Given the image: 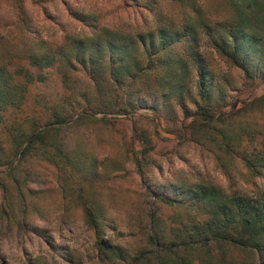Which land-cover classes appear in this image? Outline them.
Returning <instances> with one entry per match:
<instances>
[{"label":"rangeland","instance_id":"obj_1","mask_svg":"<svg viewBox=\"0 0 264 264\" xmlns=\"http://www.w3.org/2000/svg\"><path fill=\"white\" fill-rule=\"evenodd\" d=\"M147 2L156 15L146 9ZM249 5L252 18H263L259 26L264 27V0H0V65L11 73L22 68L44 76L42 81L26 84L19 107L6 110L0 124L1 157L10 154L6 134L18 123L33 120L34 125L42 126L49 120V105L62 102L66 110L81 107L85 98L94 96L91 80L79 67L68 68L64 60L71 55L75 40L88 38L93 31L133 34L134 30L179 29L192 24L198 31V51L216 85L215 108L229 112L264 94V81L246 77L206 36L207 30L215 32L219 25L245 17L236 9L244 11ZM33 53L52 55L54 62L40 71L30 64ZM181 77L190 89L197 79L191 62ZM16 80L24 83L22 75ZM150 84L149 90L156 88V82ZM185 100L193 110V103ZM159 105L156 115L150 110L113 118L98 113L93 115L95 120L76 119V115L63 123L58 136L80 154L87 165L85 172L55 167L34 154L24 158L23 201L11 184L5 189L0 185V264H156L147 246V235L152 233L151 208L159 205L168 239L175 236L176 227L205 214L197 208L160 203L151 187L157 185L165 193L176 188H213L219 194L246 197L264 190V174L251 177L240 155L228 156L214 146L196 142L190 134L191 118L185 117L174 99ZM257 109L241 117V124H231L232 130L248 132L234 142L235 153L245 150L253 154L263 148L264 114ZM102 117L110 121H102ZM18 159L19 155L11 167ZM8 169L1 165L0 173ZM84 201L105 210L107 226L101 240L109 247L102 248L95 231L85 223ZM5 213L25 226L20 227L16 220L7 226ZM177 250L183 252L182 247ZM141 252L140 261L133 258ZM190 256L192 264H200L196 254Z\"/></svg>","mask_w":264,"mask_h":264},{"label":"trees","instance_id":"obj_2","mask_svg":"<svg viewBox=\"0 0 264 264\" xmlns=\"http://www.w3.org/2000/svg\"><path fill=\"white\" fill-rule=\"evenodd\" d=\"M146 9L156 15L152 4L147 2ZM236 10L239 15L243 12L245 17L221 24L215 32L207 30L206 36L217 52L241 69L246 77L263 82L264 27L259 26L263 18H252L250 5L244 11L241 8ZM255 12L256 9L253 11L256 17ZM91 34L94 35L75 40L71 55L64 60L68 68L79 67L91 80L94 96L85 98L81 107L73 104L74 108L69 106L65 110L62 102L49 105V120L42 126L34 125L33 120L28 124L24 121L18 123L14 131L8 132L6 139L12 149L6 157L0 155V166L9 168L0 173L2 188L11 184L19 200L23 201L27 177L22 161L30 154L55 167L85 172L87 165L81 162L80 154L67 147L58 136L60 126L74 116L77 115L76 119L95 120L93 115L98 113L113 118L134 115L140 110H150L156 115L160 111L159 104L166 105L171 99L184 109L185 117L191 118L190 134L196 142L207 148L214 146L228 156L240 155L253 178L264 174V144L253 154L245 150L235 153L234 142L241 141L248 132L243 128L236 131L230 127L235 121L241 124L239 119L253 108L264 114V94L236 110L226 112L215 108L217 102L213 93L216 85L198 51V31L192 24H184L179 29L160 26L148 31L134 30L133 34L111 30L100 35L96 31ZM53 62L54 56L49 54L30 55V64L40 71ZM189 62L197 75L190 89L183 85L181 77ZM21 75L23 84L16 80ZM43 79V75H34L29 69L19 68L16 73H11L0 65V124L5 120L9 107L22 104L26 84ZM150 82H156L155 89L149 90ZM185 99L193 103V110L185 105ZM101 120L110 121L104 117ZM17 155L19 159L11 167ZM151 189L160 203L178 208H197L205 214L204 218L176 227L175 236L168 239L159 218V205L151 208L148 215L152 233L147 235V246L156 264H192V254L197 255L200 264H264V190L254 197H246L219 194L213 188L199 191L176 188L168 189L167 193L158 190L157 185ZM81 207L84 221L95 231L99 245L109 247L106 241L101 240L103 228L107 226L103 207L91 201L82 202ZM5 216L7 226L12 220H16L20 227L25 226L18 218L9 217L6 213ZM180 247L182 253H178L177 248ZM142 257L144 254L141 252L133 258L140 261Z\"/></svg>","mask_w":264,"mask_h":264}]
</instances>
